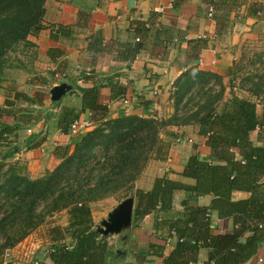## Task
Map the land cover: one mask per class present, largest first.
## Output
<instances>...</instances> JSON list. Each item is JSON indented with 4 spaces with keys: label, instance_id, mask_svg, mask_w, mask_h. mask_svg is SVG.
<instances>
[{
    "label": "crops",
    "instance_id": "1",
    "mask_svg": "<svg viewBox=\"0 0 264 264\" xmlns=\"http://www.w3.org/2000/svg\"><path fill=\"white\" fill-rule=\"evenodd\" d=\"M209 7L214 11L212 18L207 16ZM261 39L264 0H45L42 28L18 47L0 81V125L19 126L0 141V155L6 146L18 147L5 162L32 180L41 178L100 121L132 115L168 118L173 114V84L193 68L219 75L225 100L232 93L255 103L263 125L250 134V141L264 147V95L240 87L247 73L237 72L236 63L251 54ZM58 73L66 78L54 79ZM62 83L69 89L54 102L50 91ZM82 90L91 92L84 95ZM123 99L130 102L124 105ZM95 105L99 109L94 110ZM74 120L90 126L70 135ZM159 137L166 145L164 154L147 164L133 190L150 191L160 178L183 185L173 192L172 210L166 215L149 214L138 222L131 219L118 232L103 234L104 222L124 201L100 214L103 218L97 223L100 217H95L93 209L114 198L110 197L90 205L94 229L105 238L114 264H207L213 257L209 248H200L195 256L171 255L176 239L170 236V227L186 207L209 208L212 196L192 193L188 188L195 181L181 173L194 147L204 161H209L210 149L196 126L168 127ZM178 137L192 139V144H175ZM260 182L264 183V177ZM230 197L232 202L249 201L252 194L241 190ZM127 198L133 199L134 211V198ZM211 222L216 235H231L237 228L232 217L218 219L215 213ZM68 224L66 213V222L58 226ZM260 226L262 240L243 264L264 260V222ZM251 234L245 231L238 244H246ZM26 239L16 248H24ZM42 250L37 253L39 264H52Z\"/></svg>",
    "mask_w": 264,
    "mask_h": 264
},
{
    "label": "trees",
    "instance_id": "2",
    "mask_svg": "<svg viewBox=\"0 0 264 264\" xmlns=\"http://www.w3.org/2000/svg\"><path fill=\"white\" fill-rule=\"evenodd\" d=\"M44 4L45 0H0V81L18 47L42 28ZM246 86L254 95H264V68L244 77L240 87ZM224 94L219 75L189 69L173 84V114L168 118L132 115L100 121L55 169L34 180L5 162L19 150L6 146L0 155V261L48 218L66 211L67 226L47 229L51 263L114 264L105 238L94 229L90 205L124 192V197L135 200L133 222L155 212L168 214L173 192L183 185L165 178L155 179L147 192L133 190V185L148 160L164 154L162 130L196 126L210 159L202 160L194 147L181 176L195 181L188 190L197 196L211 195L212 200L209 208L186 207L173 221L170 236L176 239V248L171 255L195 256L200 248H209L213 257L207 264H243L262 240L264 147L252 145L250 134L263 120L256 115L255 103L232 93L225 100ZM18 129L0 125V141ZM241 190L250 192L251 199L232 202L231 193ZM212 213L218 219L232 217L237 228L231 235L213 234ZM247 230L252 234L246 244H238Z\"/></svg>",
    "mask_w": 264,
    "mask_h": 264
},
{
    "label": "rangeland",
    "instance_id": "3",
    "mask_svg": "<svg viewBox=\"0 0 264 264\" xmlns=\"http://www.w3.org/2000/svg\"><path fill=\"white\" fill-rule=\"evenodd\" d=\"M251 50H252L251 54L243 55L242 58L236 62L238 65L237 70H240V72L244 70L243 73H247L245 77L246 76L250 77L254 75L255 70L260 69L262 71V69L264 68V39L256 41L253 47L251 48ZM183 143L192 144V142L191 143L183 142ZM175 144L178 143L175 142ZM152 160L153 158L151 157V159L148 160V163L152 162ZM126 194L127 193L121 192L117 194L112 200L109 199L105 202H101L100 204H96L95 209H93V211L95 217H98L97 216L98 214L100 217L96 219V222L98 223L103 218V215L100 216V214L106 213L108 210L114 208L117 205V203H119L122 200H125L127 198L124 197ZM65 222H66V213L64 211L55 213L52 217L47 219L44 225L38 227L37 230L31 234V236L27 237L26 239L27 242L24 244L25 246L24 248L14 247L13 248L15 249L14 252H12V249L6 251L0 261V264H34V262L39 260L40 257L37 255L38 251H40V249L42 250V248H44L45 245L48 244V237H47L48 227L53 225L61 226ZM29 239L31 240V242H29ZM42 251L44 253L45 249H43ZM5 254H8L7 258L5 257Z\"/></svg>",
    "mask_w": 264,
    "mask_h": 264
},
{
    "label": "water",
    "instance_id": "4",
    "mask_svg": "<svg viewBox=\"0 0 264 264\" xmlns=\"http://www.w3.org/2000/svg\"><path fill=\"white\" fill-rule=\"evenodd\" d=\"M69 89L66 83L53 87L50 91L51 100L56 102ZM133 212V199L127 198L119 204L117 209L109 216V221L104 222L103 234L118 232L121 228L130 225Z\"/></svg>",
    "mask_w": 264,
    "mask_h": 264
},
{
    "label": "built area",
    "instance_id": "5",
    "mask_svg": "<svg viewBox=\"0 0 264 264\" xmlns=\"http://www.w3.org/2000/svg\"><path fill=\"white\" fill-rule=\"evenodd\" d=\"M213 13H214L213 8L209 7L208 11H207L208 18H212L213 17ZM146 27H148V26H146ZM136 41H138V39ZM65 78H66V75L64 73H58V74H56L54 76V79H57V80H62V79H65ZM129 102H130L129 99H123L122 100V103L124 105L128 104ZM89 126H90V123H88L86 121L74 120L69 126V134L70 135H79L84 129L88 128ZM175 142L178 143V144L182 143V142L191 143L192 140L188 139V138L178 137V138H176ZM49 253H50L49 247L45 248V251L43 253L44 256H48ZM5 257L7 258L8 254H5ZM34 264H39V262L35 261ZM256 264H264V260L263 259H259Z\"/></svg>",
    "mask_w": 264,
    "mask_h": 264
}]
</instances>
